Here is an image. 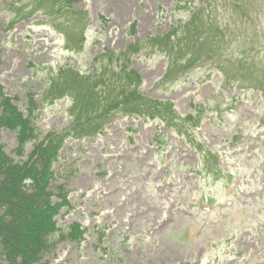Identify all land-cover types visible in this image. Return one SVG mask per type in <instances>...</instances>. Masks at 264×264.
<instances>
[{
  "label": "rangeland",
  "instance_id": "obj_1",
  "mask_svg": "<svg viewBox=\"0 0 264 264\" xmlns=\"http://www.w3.org/2000/svg\"><path fill=\"white\" fill-rule=\"evenodd\" d=\"M13 1L0 0L3 62L0 84L5 93L19 99L17 104L21 108L27 107H23V103L29 99V94H38L40 89L46 88L47 77L53 72L51 65L58 68L72 61L85 73L101 64L99 55L105 50L120 53L134 40L145 42L161 36L172 24L187 22L192 10L201 4L198 0L188 5L184 2L192 0H75L70 5L65 0H15V7H11ZM202 2L207 12L203 18L204 12L196 18L194 26L204 23L209 35H204L207 38L199 48L197 42L189 38L188 28H184L180 33L183 41L172 37L175 44L168 49V56L154 50L150 42L144 44L143 52L129 50L128 56L132 57L131 68L141 76L140 91L146 98L173 100L183 114L189 113L191 107L209 105L207 124L193 134L201 139L198 140L202 144L199 153L202 157H210L212 165L215 159H220L224 171L222 179H213L204 172L198 173L200 180L195 172L187 169L186 165L196 157L179 148L182 142L173 131H168L165 137L159 162L158 157H154L158 156V146L155 149V144L151 148L141 145L139 136L143 133L139 126L140 132L132 142V148H138L120 150L118 153L126 158L113 162L109 169L99 163L98 153L93 148L66 144V161L87 156L94 161L93 164H77L75 182L94 190L95 178L87 176L93 169L101 171L93 167L98 164L103 166L102 178L111 169L117 178L122 172L129 180L130 194L123 197L113 180L111 188L105 191L109 195L101 201L97 199L96 208L90 206L89 212L97 209L99 217L79 218L89 227L90 247L81 252L62 253L70 257L68 264H264V0ZM40 6L41 10L30 20L23 21L31 10ZM77 9L87 10L86 30L87 17ZM253 9L261 10L255 23L250 17H253ZM16 17L19 21L10 29L8 25ZM254 24L258 37L251 38L240 29L247 30ZM59 29L70 32L71 42L75 38L74 46L83 31L85 50L64 51L66 37L59 35ZM251 42H257V46L249 53L247 48ZM169 56L172 79L165 81L162 78ZM187 56L196 59L197 64L181 73L178 64ZM223 68H230L232 72L226 74ZM108 76L110 84L113 83L108 90H117L120 82L109 73ZM43 104L35 112V119L45 129L60 131L70 124L66 111L70 105L68 100L51 104L43 99ZM122 120L121 117L116 119ZM180 125L186 130L190 126L185 121ZM174 146H177L175 151ZM0 147L8 155H14L16 135L2 130ZM135 157L141 161L137 166H133L135 162L131 160ZM229 173L236 176L235 189L227 184ZM162 177L166 181L159 189ZM73 184L70 183V187ZM212 194L216 204L207 201ZM109 205L114 210L113 218H106L105 210ZM203 206H209L211 212L202 210ZM164 214H172L171 220L166 221ZM75 219L68 218L69 222ZM106 224L109 226L104 244L107 252L103 243L97 249L92 246L99 237L95 229L104 230Z\"/></svg>",
  "mask_w": 264,
  "mask_h": 264
},
{
  "label": "trees",
  "instance_id": "obj_2",
  "mask_svg": "<svg viewBox=\"0 0 264 264\" xmlns=\"http://www.w3.org/2000/svg\"><path fill=\"white\" fill-rule=\"evenodd\" d=\"M4 186L5 185L0 186V207L2 209H6L9 206V204L12 202L11 197H10V192ZM11 218H17V217L12 216ZM14 220H13V222H14ZM9 229L10 228L6 229L3 225L1 226V229H0V247H2L5 244L6 238H7V232L9 231Z\"/></svg>",
  "mask_w": 264,
  "mask_h": 264
}]
</instances>
